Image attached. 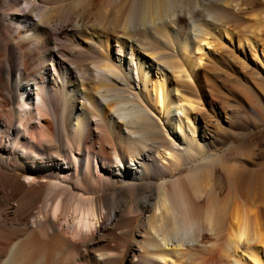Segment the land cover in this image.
<instances>
[{"label":"bare ground","instance_id":"6f19581e","mask_svg":"<svg viewBox=\"0 0 264 264\" xmlns=\"http://www.w3.org/2000/svg\"><path fill=\"white\" fill-rule=\"evenodd\" d=\"M234 2L0 0V264H118L124 251L129 264H184L192 246L215 243L209 264H264V211L219 199L201 177L214 155L193 159L202 151L186 139V91L212 43L249 50L243 68L263 82L264 16L235 33L222 12ZM238 81L223 99L243 100L253 154L264 146V84L253 96ZM186 156L190 173L174 176ZM158 159L173 165L160 184ZM85 176L113 185L81 191L72 180ZM139 216L138 240L124 224Z\"/></svg>","mask_w":264,"mask_h":264},{"label":"rangeland","instance_id":"374dc122","mask_svg":"<svg viewBox=\"0 0 264 264\" xmlns=\"http://www.w3.org/2000/svg\"><path fill=\"white\" fill-rule=\"evenodd\" d=\"M235 1L234 4H239L235 9L231 7L233 9L231 11L221 10L225 14L226 25L231 29L233 28L234 32L236 31L238 34H248L250 26L253 25L250 14L258 12L262 13V16H264V0ZM217 25H219V23ZM219 26L218 28H213L215 33L219 34L218 30L222 28ZM184 30L187 31L188 27L186 26ZM216 42L211 44L208 49V54L203 56L200 66L196 68L195 73L191 78L192 80L190 79L194 82L195 89H187L186 91L189 96L188 98L193 102V107L189 112L190 126L189 128H186V139L189 145H191L194 153L197 149L202 151V155L196 152L193 159H201L209 155H214L212 159L204 158L201 161V177L204 183L207 180L208 183L216 188L219 199L223 197H234L242 203H245L244 206L251 204L254 207L256 206L255 209L258 207V209L260 208V210L264 211V146L261 147V149L255 147L253 150L254 153L251 154L249 150L252 148V145L249 143L247 135L257 132L258 130L255 128L248 129L249 124H246L248 123V120L243 109V100L241 101L237 97L230 102L223 99V97H228V93L229 96L235 93L231 87L233 79L235 81L239 80L238 84L242 87L244 93L254 96L257 91L261 90L262 84H264V74L262 73L263 82H261L258 80V70L253 64L248 72L244 70V63H251V58L253 57V54L249 50L242 51L236 48L234 50L233 45L229 44V42H226L224 39H222L221 42L219 40L220 43H218V41ZM195 52L197 56L201 54L200 52ZM216 92L219 93L221 97L214 96V93ZM5 93L9 96L6 91ZM236 101L239 102L237 103ZM231 105L235 106L232 107ZM234 112H236V114ZM203 113H205L204 116ZM232 115L235 116L233 117ZM185 122L187 123L188 121L185 119ZM206 126L211 130H214V132L212 131V136L210 134H208L207 137L203 136L202 131ZM210 139L213 140L214 144H211L208 147L205 140ZM160 141L163 143V139ZM155 154L157 155V153ZM187 157L189 156H186L179 161L180 167L174 172V176L187 175L190 173L189 169L191 168L193 161L190 157ZM161 162L162 161L158 159V164L160 163L159 166L162 170L157 169L156 167L153 170L154 174L157 176L155 179L156 184H160L164 181L165 177L161 175L163 170L168 173L173 171L172 163L170 164L166 161L167 164L163 165ZM2 164L5 165L4 162H2ZM72 182H77L79 190L83 191L82 189H86L84 191L87 192H98L101 187L107 189L110 184L113 185L111 182L109 184L106 182H100L90 176H85L83 180L82 177H80V179L72 180ZM116 185L119 187L123 186L124 183L118 182ZM81 191L75 193L78 194L81 193ZM129 197L130 202H132L131 194H129ZM253 201H255V205L253 204ZM140 222L141 217L139 216L134 222L130 221L124 224L125 229L134 228V237L138 240L139 238L142 239V235H139L138 231H143ZM120 231H122V229H120ZM118 235L120 236V234ZM203 241H208L211 244L213 236L205 233ZM197 244L198 243H196V245ZM216 244L217 243L214 244L213 248H209L212 249V251H208L209 249H200L199 245L196 246L197 248L194 247L195 245L192 246V248L190 247L192 251L194 250L192 252L189 248L194 256L192 255L191 260L188 259V257L187 259H185L186 257L182 258L183 260H186L184 264H209L208 259L218 251L219 245L216 246ZM118 250V252H121L120 249ZM128 254V251H124V253H122L123 258L120 259L121 261H119L118 264H129L127 262ZM225 262L223 264H225Z\"/></svg>","mask_w":264,"mask_h":264}]
</instances>
